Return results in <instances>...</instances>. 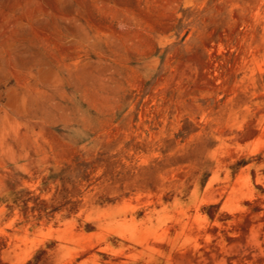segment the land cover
<instances>
[{
  "label": "rangeland",
  "instance_id": "374dc122",
  "mask_svg": "<svg viewBox=\"0 0 264 264\" xmlns=\"http://www.w3.org/2000/svg\"><path fill=\"white\" fill-rule=\"evenodd\" d=\"M0 264H264V0H0Z\"/></svg>",
  "mask_w": 264,
  "mask_h": 264
}]
</instances>
